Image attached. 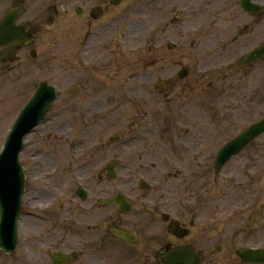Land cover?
<instances>
[{
    "label": "flooded vegetation",
    "instance_id": "1",
    "mask_svg": "<svg viewBox=\"0 0 264 264\" xmlns=\"http://www.w3.org/2000/svg\"><path fill=\"white\" fill-rule=\"evenodd\" d=\"M6 1L0 0V5ZM8 1L10 6L0 19L12 8H24L26 14L19 23L27 24L36 37L46 32L47 21H52L61 33L68 28V17L73 30L86 31L82 36L77 32L76 36L67 35L61 40L58 37L56 43L55 57L60 60L54 69L58 76V112L53 125L56 136L63 140L72 134L92 135L107 126L112 119L110 114L122 118L126 105L135 104L136 120L130 125L131 130L136 128L135 140L126 148L134 144L139 147L151 139L152 143L142 145L143 149L135 154L136 161L124 158L128 149L115 154L120 167L119 188L132 199L136 197L134 184L145 177L152 184H162L158 191L163 190L172 200L152 197L145 204L137 197L134 205L140 203V207L122 216L116 205H103V200H112L121 193L110 186L104 169L98 175V184L103 185L100 195H95L93 190V177L83 172L76 176L88 191V198L80 202L74 196L76 180L71 185L64 184L59 174H52L58 171L57 156L55 161L48 157L40 163L41 149L28 152L23 159L26 193L22 209L26 218L22 229L30 258L41 250L42 257L48 261L54 251L67 247L70 238L76 247L71 248L74 261L93 264V252L101 243L109 245L111 241H119L114 236L115 230L136 232L140 243L144 242L147 247L157 237L149 233L157 223L162 225L161 239L166 249L195 248L199 247L196 242L206 244L209 239L227 247V243L234 244L255 226L264 227V135L230 159L219 174L216 167L222 148L250 125L264 119V57L250 65L243 64L250 52L264 45V2L153 0V8L158 12L165 4L164 11L171 13L160 35L172 36L170 28L181 31L183 44L189 49L184 56L190 65L160 54L161 46L156 39L150 51L154 54L151 65L161 64L158 71L165 76L152 81L150 96L145 97L141 91L148 81L142 79L143 75L124 74L128 71V65L122 60L126 51L118 33L124 27L128 5L133 7L136 1L131 4L129 0L126 4L127 0H50L42 6L44 10L36 20L28 15L44 0ZM248 3L260 9L244 10L243 5ZM157 28L158 25L154 31ZM174 43L176 49L169 52L179 49L181 43ZM68 45L70 51L65 47ZM32 49L38 57L40 51L34 46H21L19 50L0 46V78L21 67L23 56L29 55ZM65 54L71 55L69 59L59 58ZM182 70L187 73L185 78L180 74ZM143 98L149 99L150 108ZM141 117L149 118L141 122ZM40 132L36 147L44 146L45 134H48L45 128ZM52 146L61 150L63 144ZM106 147L109 145L101 143L95 150ZM29 156L39 162L35 171L30 168ZM82 163L89 165L87 159H82ZM90 163L94 165L93 160ZM75 164L79 166L78 161ZM133 167L136 169L132 170ZM172 184L174 189L170 188ZM63 189L64 198L60 195ZM228 199H232L230 207L226 205ZM178 200L185 204L184 208L178 209ZM191 207V212L199 210L197 222L190 220ZM161 208L167 217L162 216ZM87 218L91 219L88 223ZM239 218L242 222L237 224ZM228 227H232V234L223 235L222 229ZM195 230L197 233L193 235ZM213 232L216 235L210 238ZM198 251L204 260L203 251Z\"/></svg>",
    "mask_w": 264,
    "mask_h": 264
},
{
    "label": "rangeland",
    "instance_id": "2",
    "mask_svg": "<svg viewBox=\"0 0 264 264\" xmlns=\"http://www.w3.org/2000/svg\"><path fill=\"white\" fill-rule=\"evenodd\" d=\"M50 0H44L40 4L39 7L32 8L30 11V14L28 15L29 18L32 20H36L39 18V16L42 14L44 8V4ZM129 0H127L126 4L129 3ZM131 4L136 1L135 7L133 8V16L127 18L125 21L124 26L131 28V33L128 35V37L125 38V42L123 43V47H125V57H123L122 60H125L124 63L128 65V71L124 72L127 75L133 74V73H141L143 75V80L148 81V84H144V89L141 91L142 95H145V97L150 96V91H148L149 85H152V81H155L158 77L165 76L164 72L159 73L158 69H160L161 64H159L157 67H152V57L154 58V54L150 53L153 42L159 41L158 43L161 46V53L165 56L170 57L171 59H174V61L180 60L184 63V65H190V62L188 64V61H186L187 56H184L189 52V49L187 46L183 44L184 36L180 35L181 31H177L176 28H170L169 34L172 36H162L161 29L164 27L163 25L167 23L168 19L171 18V13L164 11V7H166L165 4H163L162 9L158 12L155 8L152 7V5H143V3L147 0H131ZM260 2H264V0H257ZM166 2V0H165ZM10 6L9 1L7 0L4 2V4L0 5V15L3 14L8 7ZM230 10V9H229ZM68 24V28L64 29L61 33L60 31H56V28H51L45 33H42L39 37V42H37V48L40 51V55L36 61H32L29 57V55L23 56V64L21 67H18L17 70H15L13 73H10L6 75L4 78H0V151L3 141L6 139L8 130H10L11 125L15 121V118L18 116L20 111L23 109L24 105L29 101V99L33 96V93L37 87V85L44 80H48L50 83L55 85L57 83L56 71L54 70V67H56L57 64L60 65V60L55 57L56 52V43L59 37V40L66 37L67 35L76 36L79 29L76 31L72 29L71 27V18L68 17L66 20ZM169 22V21H168ZM158 25L159 28L154 31L155 27ZM166 25V24H165ZM118 33L123 32V28H119ZM154 31V32H153ZM84 32H86L84 29L79 35H83ZM174 36V37H173ZM180 37V38H178ZM76 41V40H74ZM178 42L180 44L179 49H177L174 52H169L167 50V43L168 42ZM97 45V44H96ZM95 45V46H96ZM70 51L71 46H65ZM71 55L65 54L63 56H60L59 58L69 59ZM112 60V59H111ZM138 63V66L137 64ZM136 64V65H135ZM135 65V67H134ZM69 67V66H68ZM132 68V69H131ZM68 69V68H67ZM67 69H64L67 70ZM158 71V73L154 76V72ZM176 70V69H175ZM129 73V74H128ZM64 74V73H62ZM123 77V76H122ZM126 76L123 77L125 79ZM150 83V84H149ZM130 96V95H129ZM147 100L146 98H143ZM148 101V107H151V104ZM127 110L124 117L119 118L118 116L114 114H110L111 120L107 124L106 127L99 129L97 132H95L92 135L87 136V139L84 140V142L80 143L81 145L79 149V153L83 150V154H90L94 155V166H89L87 168H83L82 171L86 172L85 175L91 176V178L95 176L94 182H93V190L95 192V195L102 194L103 185L98 184L97 176L98 172L101 169V166L105 164L106 161L110 160V158H114V153H117L119 150L117 147L115 149L108 151L107 149H101L99 151H96L95 148L99 147L101 143H106L107 138L109 136H113L115 134H120V130H126L128 134L132 133L134 129L131 128L130 125L132 124L133 120H136L135 117V104H127ZM57 108L56 106L53 107L51 110V115L53 116V120L51 121V124H55V118L54 114L56 112ZM149 118V117H148ZM148 118H142L141 122L147 121ZM252 118L248 119L251 120ZM48 132H54V127H51ZM162 131V130H160ZM159 131V133H160ZM79 135H71L70 140L75 141L76 138ZM38 137V136H36ZM40 137V136H39ZM32 138L35 141V137L30 138V142L32 141ZM45 138H49L46 134ZM57 138L56 142L51 141L52 144L55 143H62L63 144V166L67 165L66 161L70 159H74L73 156L69 153L68 145L65 143V139L63 140L59 139V136H55L52 134V138ZM80 138V137H79ZM37 139V138H36ZM149 139V138H148ZM36 143V141H35ZM152 143L151 141H146L144 143H140L141 146L137 147L136 144H134L132 147L129 148H122L121 150H126L127 154H125L124 158L127 159H138V157H135V154L139 152V150L143 149V147L147 144ZM52 144L45 143V148L49 149V147H53ZM144 145V146H142ZM34 147V146H33ZM31 147L32 150H28L29 152L36 151L37 148ZM94 152H93V151ZM33 151V152H34ZM28 153V152H27ZM54 156L55 152H53ZM82 154V155H83ZM43 153L39 156V158H45L42 156ZM60 155V154H59ZM129 155L131 157H129ZM83 159H87V157H82ZM27 160V158H26ZM52 161H55L52 160ZM63 169V168H62ZM136 167H133L132 170H135ZM138 170V168H137ZM144 170V169H143ZM145 171V170H144ZM69 178H65L64 182H68ZM111 186V184H110ZM120 187V183L114 184V188L118 189ZM160 188V186H158ZM171 189H174L175 187H170ZM157 191V190H156ZM154 191V194L151 195L152 197H155L157 199H160L163 192H156ZM184 197V195H182ZM166 198L171 200V198L168 197V194H166L165 197H163V200L166 201ZM176 200V197L173 198ZM185 200V199H184ZM172 201V200H171ZM231 200L228 199V207H230ZM178 209L179 206L181 208H184V203H182L181 200H178ZM191 207L188 210V215L192 211ZM153 217L156 218L155 212L152 213ZM97 217V216H96ZM104 218V215L102 216ZM101 218V219H102ZM238 222L237 224H240ZM90 218H87V223L90 221ZM97 220L93 221L96 222ZM154 228L149 232L153 235H157V237L150 242V244L146 247L145 243L142 242L141 246H138L137 248H128V247H112L111 254L109 253L108 249L109 247L100 245L97 250L94 257V263L93 264H155L153 257V254L157 251H159L162 246V225L161 223L155 224ZM231 228H223L222 234L226 236H230ZM254 230L250 231L246 235H241L237 238L236 242L233 243H227L226 245H229L227 247H224L222 251L219 254H215L213 252L215 239H209V241L205 244L202 242H196V244L200 247V249L204 250L206 253V259L203 264H240L239 260L234 256L231 255L232 252H234L236 249H241L242 247L251 246V247H257L261 245L264 242V227L260 225L253 228ZM197 231H193L192 234L196 235ZM70 234V233H69ZM215 233L210 234V238L215 237ZM193 238V236H192ZM100 240V239H99ZM68 248H74L75 244L72 245V240L69 238L67 242ZM74 246V247H73ZM64 248V247H62ZM76 248V247H75ZM115 250H117V253H115ZM104 254L106 257L105 260H99L98 257H102L101 255ZM43 253L40 251H37L35 255H33L31 258L28 254L25 255L24 251H19L20 261L18 264H46L47 260H44L42 257ZM151 258H150V257ZM11 258L12 257H4L0 256V264H11ZM34 258V259H33ZM150 262V263H149Z\"/></svg>",
    "mask_w": 264,
    "mask_h": 264
},
{
    "label": "water",
    "instance_id": "3",
    "mask_svg": "<svg viewBox=\"0 0 264 264\" xmlns=\"http://www.w3.org/2000/svg\"><path fill=\"white\" fill-rule=\"evenodd\" d=\"M10 26V25H9ZM16 34V32H15ZM19 35H15V37H18ZM40 96H42L41 94H38V96L35 98V100L33 101V103L29 106V108L26 110L25 114L23 115L21 121H20V125L19 127L22 128L23 124L25 121H28L30 118V113L32 111H34L35 109H33L35 107L36 104L40 103ZM44 101H42L41 103H43ZM44 105H42L41 110H39L38 114H40L41 118L48 110L51 101L50 99L47 100L45 103H43ZM32 121V120H31ZM261 127V126H259ZM256 127L254 130H251L246 136H244L243 138H241L238 143H241L244 141L245 138H252L253 136L257 135V133L260 131L258 128ZM238 143H234L233 146H231L230 148H228V150H232L233 148H235L236 144ZM14 147H12L10 144L7 145L5 152L3 153V155L0 157V185H4L6 186L8 184L6 177L9 175V170L10 168H12L13 166V162H15V160H13V157L15 158L14 154L16 153V150L14 151L13 149ZM3 191H6V189H4ZM4 199V196L1 195L0 193V200ZM1 210V218H2V224L5 220H7V215L9 213H6V211L0 207ZM14 212H18V209H16ZM3 244V242H2Z\"/></svg>",
    "mask_w": 264,
    "mask_h": 264
}]
</instances>
